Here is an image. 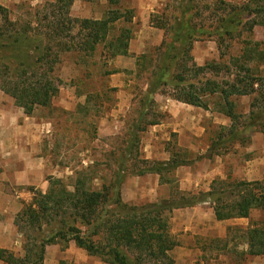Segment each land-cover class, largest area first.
<instances>
[{"label": "trees", "instance_id": "16d2710c", "mask_svg": "<svg viewBox=\"0 0 264 264\" xmlns=\"http://www.w3.org/2000/svg\"><path fill=\"white\" fill-rule=\"evenodd\" d=\"M75 1L56 0L49 31L35 38L26 32L10 33L12 25H9V11L0 8V21H3L0 27V89L28 116L37 107L50 106L57 97L59 88L54 80L55 68L60 53L78 47L74 43L76 38L72 37L76 25L81 38L79 48L94 51L98 45L103 44L112 58L129 55L132 30L123 28L119 36H112V31L114 25L122 20L132 23L135 18L133 10L121 11L122 0H105L109 6L106 18L79 20L71 17ZM261 4L255 10L256 13L251 11V15L264 13V3ZM228 21L233 24L236 19H221L215 31L222 41L234 37ZM258 24L253 25L251 31ZM63 38H70L74 45L63 44ZM57 41L59 49L56 51L53 43ZM218 44L221 48V43ZM249 44L245 43L246 48ZM261 44L255 43L248 51L245 47L241 49V55L233 58L235 73L230 66L215 62L198 67L188 50L182 49L180 54H174L172 48L167 54L170 64L162 67L161 75L155 72L154 76H158L156 88L145 94L147 98L142 104H147L146 112L139 113L136 132L143 133L148 127L160 124L161 119H156L142 127L149 105L155 104V95H165L164 89L167 87L171 90L169 96L174 100L206 111L210 107L204 99L219 98L215 104L220 107L217 112L229 118L232 125L228 133L222 130L214 137L211 156L221 154L222 151L228 152L235 143L247 145L249 137L242 138L249 131L264 134V76L258 71L264 62V53L258 50ZM188 45L189 42L183 48ZM221 57H224L223 53ZM254 61L256 65L252 67L250 64ZM172 65L173 71L170 67ZM222 71H226L233 79L219 82L206 78L209 73L218 76ZM200 76L202 79L198 81ZM241 97L253 98L248 115L236 112L235 100ZM139 141V136L133 134L130 151H127L129 154L137 148ZM141 164L145 167L139 170L136 166L137 172L132 175L156 174L163 181L165 175L186 165V160L175 154L168 162L143 160ZM87 176L86 172L78 176L71 190L64 181L51 179L46 194L35 191L31 204L15 219L19 233L24 236L25 255L21 258L12 251L0 249V261L5 264H44L49 246H59L64 252L74 243L88 256L97 257L105 264H175L170 256V252L177 246L170 232L172 213L176 209L195 206L202 198L201 195L183 194L176 190L169 200L141 206L130 205L122 199V186L126 177L115 173L110 184L104 183L96 188ZM236 186L241 189L240 200L227 205L221 197L217 199L215 213L220 221L233 216L248 217L252 209L263 206L264 197L259 195L262 192L257 189V183L242 182ZM174 195L179 196L178 202L172 199ZM250 247V254L264 255V225L250 232ZM59 264L73 263L62 260Z\"/></svg>", "mask_w": 264, "mask_h": 264}, {"label": "rangeland", "instance_id": "374dc122", "mask_svg": "<svg viewBox=\"0 0 264 264\" xmlns=\"http://www.w3.org/2000/svg\"><path fill=\"white\" fill-rule=\"evenodd\" d=\"M185 1H121V11L133 9L137 21L125 23L122 20L116 23L112 36H119L123 28L131 29L130 43L133 50H142L138 56L136 53L130 54L129 48L128 56L112 58L103 44L98 45L94 51L79 48L81 38L76 25L72 37L76 38L74 43L78 47L74 46L72 50L60 53V60L55 68L54 80L56 79L59 93L50 106L37 107L32 114L42 124V154L51 170L46 176L44 190L37 187L28 188L31 199L23 209L31 204L35 191L44 194L49 191L51 179L64 181L71 190L76 178L85 172L88 175L87 179H91L92 186L96 188L104 183L110 184L115 173L120 177H126L127 180L137 178L132 174L137 172L136 166L139 170L145 167L141 161L147 160L145 149L152 144L151 138L159 137V140L154 138L153 141L164 145L160 132H153L151 135L150 131L154 130L152 126L143 133L136 132L138 125L136 121L139 113L146 112L147 104H142L147 98L146 92L157 86L158 76H154L155 72L161 75L162 67L170 64L167 54L172 48L174 54L188 50L198 67L215 62L218 65L230 66L233 73L236 72L233 58L241 55L243 47L248 51L254 47L255 43L260 42L263 44L258 50L264 53V13H259L257 16L251 15V11L256 13L255 10L264 2L260 0ZM55 4L56 0H0V8L9 11V25H12L11 29L9 27L10 33L26 32L34 38L49 31ZM134 5L137 8H132ZM141 7L151 8L145 14V19L149 18L146 25H143L144 17L140 15ZM108 9L109 6L105 0H76L71 17L79 20H102L106 18ZM225 17L235 18L236 21L233 24L228 21L234 37L222 41L215 31L219 27L220 20ZM256 23L259 24L251 31ZM2 26L3 21H0V27ZM62 41L63 44L74 45L70 38H63ZM187 42L189 45L184 49L183 46ZM246 42L250 43L247 48ZM57 43L59 41L53 43L56 51L59 49ZM218 43H221V48ZM222 53L224 57H221ZM263 63L258 67L262 76H264ZM250 65L254 67L256 61ZM170 67L173 71L174 66ZM206 78L219 82L233 79L226 74V71H222L218 76L209 73ZM201 79V76L197 78L198 81ZM164 92L163 96H169L171 90L166 87ZM160 96L161 94L159 99ZM252 99V97L236 99V112L248 115ZM204 101L210 107L208 111L200 108L204 114L203 123L206 134L215 137L218 127L207 112H217L220 107L215 104L219 98L207 97ZM147 114L142 127L156 119H161V122L165 123L168 121V115L160 110V105L156 102L154 105H149ZM133 134L139 136L140 143L133 153L129 154L127 151H130ZM168 138L165 147L171 154L181 155L185 160L202 159L203 156L200 154L180 148L176 134L172 133ZM246 138L247 136L242 139ZM207 140L206 138L203 142L204 147ZM122 170L125 171L122 172ZM164 177L161 182L173 181L172 187L176 192L177 178L173 174H167ZM230 198L225 194L222 199L226 202ZM172 199L178 202L179 196L174 195ZM1 218L0 216V220ZM19 234L21 249L13 253L22 258L25 255L24 236ZM70 245L72 246L64 252L59 246H49L44 264H59L62 260L73 264H105L97 257L88 256L74 243ZM215 245L206 243L202 256L204 264H232L230 261L231 259L234 261L236 252L227 251L223 242ZM214 248L221 249V253L216 252Z\"/></svg>", "mask_w": 264, "mask_h": 264}, {"label": "crops", "instance_id": "0c3cea01", "mask_svg": "<svg viewBox=\"0 0 264 264\" xmlns=\"http://www.w3.org/2000/svg\"><path fill=\"white\" fill-rule=\"evenodd\" d=\"M132 8L137 7L134 5ZM150 10V7H141L143 25L148 24L149 18L145 19V14ZM136 21L137 17L134 23ZM132 53L138 56L142 50H133L130 43ZM159 95H155V102L168 115V121L152 126L154 130L150 132L151 135L160 132L164 145L153 141L154 138L159 140V137L151 138L152 144L145 149L146 159L170 161L173 154L166 150L165 143H168L172 133L178 137L180 148L203 156L199 161L186 160V165L172 173L177 178V191L201 195L202 198L195 206L173 211L170 232L177 246L170 256L176 264H204L202 256L206 243L219 245L223 242L227 251L236 252V258L230 261L232 264H264V255L250 254V232L264 225V198L263 206L252 209L248 217L233 216L220 221L215 213L219 197L223 198L225 194L231 197L226 201L227 205L240 200L238 183H257L262 192L259 195L264 197V134L249 131L246 133L250 139L247 145L238 143L228 152L211 156L214 137L206 134L202 110L178 102L171 96L161 95L159 99ZM207 113L217 125V133L222 130L229 132L232 125L229 118L214 111ZM42 132V124L33 115H26L14 100L0 91V249L12 252L21 249V236L15 226V218L30 202L28 188H45V179L51 169L42 154ZM136 177L126 178L122 186L125 203L154 204L172 197L174 187L167 181L162 183L159 175ZM214 250L221 253L219 248ZM0 264L5 263L0 261Z\"/></svg>", "mask_w": 264, "mask_h": 264}]
</instances>
